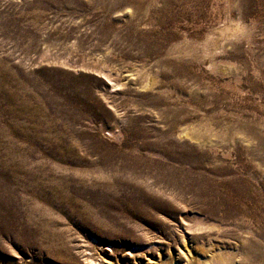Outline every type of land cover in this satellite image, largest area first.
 Listing matches in <instances>:
<instances>
[{
  "label": "rangeland",
  "instance_id": "obj_1",
  "mask_svg": "<svg viewBox=\"0 0 264 264\" xmlns=\"http://www.w3.org/2000/svg\"><path fill=\"white\" fill-rule=\"evenodd\" d=\"M0 264H264V0H0Z\"/></svg>",
  "mask_w": 264,
  "mask_h": 264
}]
</instances>
